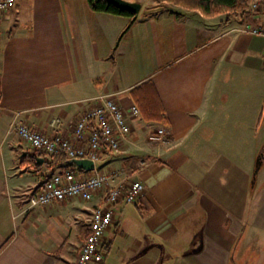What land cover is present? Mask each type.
<instances>
[{
    "label": "crops",
    "instance_id": "obj_1",
    "mask_svg": "<svg viewBox=\"0 0 264 264\" xmlns=\"http://www.w3.org/2000/svg\"><path fill=\"white\" fill-rule=\"evenodd\" d=\"M250 1L213 16L174 4L130 16L86 0L14 1L0 16V264H75L101 199L31 206L47 177L29 173L45 157L10 124L68 133L95 96L113 93L128 109L147 80L168 123L131 115L127 141L100 160L144 184L136 202L114 205L101 264H264L263 204L248 200L264 150V37L239 29L264 25V9ZM160 124L167 143L147 138ZM26 152L43 161L23 164Z\"/></svg>",
    "mask_w": 264,
    "mask_h": 264
},
{
    "label": "built area",
    "instance_id": "obj_2",
    "mask_svg": "<svg viewBox=\"0 0 264 264\" xmlns=\"http://www.w3.org/2000/svg\"><path fill=\"white\" fill-rule=\"evenodd\" d=\"M15 0H0V16L5 14ZM251 11L264 9V0H253ZM241 31L264 37V25H243ZM140 109L132 102L128 109L122 107L113 93H101L93 98V105L71 126L70 132L56 130L47 135L30 128L23 122L10 125L20 138L34 150L51 155L64 153L68 158H87L93 169L64 167L45 179L30 196V205H50L74 197L85 200L101 194L92 209L89 233L80 248L75 264H101L104 260V233L109 228L119 201L134 203L144 191L143 182L123 169H102L98 162L104 154L117 152L131 132L130 116L139 115ZM57 119H53L55 123ZM169 129L160 124L149 131L147 138L159 144L167 143ZM144 162V161H142ZM80 168V169H79Z\"/></svg>",
    "mask_w": 264,
    "mask_h": 264
},
{
    "label": "trees",
    "instance_id": "obj_3",
    "mask_svg": "<svg viewBox=\"0 0 264 264\" xmlns=\"http://www.w3.org/2000/svg\"><path fill=\"white\" fill-rule=\"evenodd\" d=\"M160 2H170L173 4L180 5L188 9H199L203 14L207 16H213L219 13H225L227 15L234 14L237 11L243 12L247 0H158ZM88 6L94 11H104L114 14H125L133 16L134 13L121 9L107 0H86ZM133 101L137 104L140 109L141 115L145 120L154 121L157 123H168V118L165 115V108L162 99L157 91L155 84L151 80L142 82L140 85L134 87L131 91ZM261 118L264 119V113ZM38 154H42L39 152ZM35 153L26 152L23 159V164L28 166H37L35 160ZM52 160L44 158L43 163L50 162L51 166H57V171H61L64 167H74L77 165L72 162L73 158H68L64 153L51 154ZM56 169L46 176L50 177L53 173L57 172ZM80 169V168H79ZM45 178V179H47ZM44 180H42L37 186L40 187Z\"/></svg>",
    "mask_w": 264,
    "mask_h": 264
},
{
    "label": "rangeland",
    "instance_id": "obj_4",
    "mask_svg": "<svg viewBox=\"0 0 264 264\" xmlns=\"http://www.w3.org/2000/svg\"><path fill=\"white\" fill-rule=\"evenodd\" d=\"M135 1L141 2L142 7H144V8L154 7V6H158L160 4H173L170 2H160L158 0H135ZM252 1L253 0H251L249 2L248 7L250 6V3ZM174 5H177V4H174ZM260 152H262L261 158L264 159V150L263 151L261 150ZM43 156L46 157L47 160H52V158H53L51 155H47V154H44ZM39 165H41V164H39ZM51 165L52 164L50 162H45V164L40 168L39 171H35L33 168H31L32 172L29 173V179H33V176L39 180L44 178L45 176H47L52 171V169L57 168L56 165L55 166H51ZM98 165H100V161L98 162ZM262 167H263V169L258 170L257 174L255 172L254 178L252 175L253 183L251 184L252 185L251 186V195H249L248 200H250V202L252 200L255 203V199L258 200V198H260L261 203L263 204L261 212H262V214H264V188L261 187L262 184L264 183V165ZM57 170L58 169H56V171ZM27 179H28V175L26 176L25 180H27ZM255 185H256V187H254ZM253 207L254 206L251 207V210L249 212H253ZM263 224H264V222H263Z\"/></svg>",
    "mask_w": 264,
    "mask_h": 264
},
{
    "label": "water",
    "instance_id": "obj_5",
    "mask_svg": "<svg viewBox=\"0 0 264 264\" xmlns=\"http://www.w3.org/2000/svg\"><path fill=\"white\" fill-rule=\"evenodd\" d=\"M108 2L114 4L115 6L121 8V9H125V10H129L131 12L134 13V16L139 12L140 8H141V2L139 1H135V0H107ZM37 161L42 162L43 158L40 156L36 157ZM257 164L255 167V172L258 170L259 166H260V158L259 156L257 157L256 160ZM72 162L75 163L76 165H78L79 167L83 168V169H93L94 168V163L91 159H87V158H73Z\"/></svg>",
    "mask_w": 264,
    "mask_h": 264
},
{
    "label": "flooded vegetation",
    "instance_id": "obj_6",
    "mask_svg": "<svg viewBox=\"0 0 264 264\" xmlns=\"http://www.w3.org/2000/svg\"><path fill=\"white\" fill-rule=\"evenodd\" d=\"M260 160L262 159L261 156H259Z\"/></svg>",
    "mask_w": 264,
    "mask_h": 264
}]
</instances>
